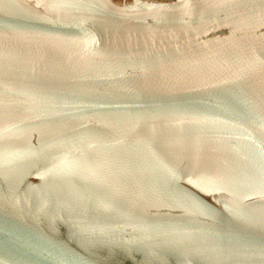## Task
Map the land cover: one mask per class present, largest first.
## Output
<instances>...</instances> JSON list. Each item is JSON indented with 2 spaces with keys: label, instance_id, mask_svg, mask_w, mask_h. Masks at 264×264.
Segmentation results:
<instances>
[{
  "label": "water",
  "instance_id": "95a60500",
  "mask_svg": "<svg viewBox=\"0 0 264 264\" xmlns=\"http://www.w3.org/2000/svg\"><path fill=\"white\" fill-rule=\"evenodd\" d=\"M0 264H264V0H0Z\"/></svg>",
  "mask_w": 264,
  "mask_h": 264
}]
</instances>
